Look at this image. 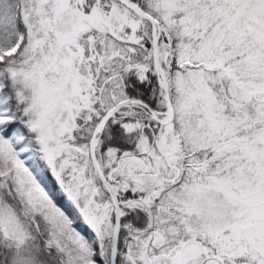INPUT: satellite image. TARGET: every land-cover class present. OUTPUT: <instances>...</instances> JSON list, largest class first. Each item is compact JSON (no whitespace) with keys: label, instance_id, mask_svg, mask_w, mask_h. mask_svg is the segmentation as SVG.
Returning <instances> with one entry per match:
<instances>
[{"label":"snow or ice","instance_id":"1","mask_svg":"<svg viewBox=\"0 0 264 264\" xmlns=\"http://www.w3.org/2000/svg\"><path fill=\"white\" fill-rule=\"evenodd\" d=\"M0 264H264V0H0Z\"/></svg>","mask_w":264,"mask_h":264}]
</instances>
